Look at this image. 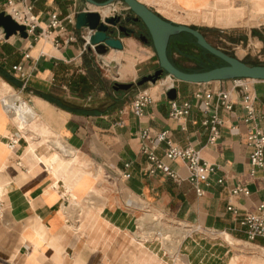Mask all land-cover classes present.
<instances>
[{
	"label": "crops",
	"instance_id": "0c3cea01",
	"mask_svg": "<svg viewBox=\"0 0 264 264\" xmlns=\"http://www.w3.org/2000/svg\"><path fill=\"white\" fill-rule=\"evenodd\" d=\"M30 1L36 34H43L5 39L0 30V70L18 84L0 76V264H264V238L249 240L239 223L264 203V167L251 165L247 141L254 129L264 133V81L243 79V90L235 79L192 84L164 75L130 93L115 92L113 82L134 83L159 68L152 43L121 33L116 37L122 49H109L104 56L88 53L83 33L75 29L82 0ZM138 1L167 21L220 29L219 40L235 51L246 39L264 44L260 28L240 38L229 29L241 27L224 31L207 21L217 5L229 8L230 0ZM83 9L102 18L126 11L118 1L104 7L86 3ZM52 15L62 28L48 27ZM223 17L235 23L234 13ZM183 48L191 49L190 43L173 45L172 40L167 53L174 66L188 71L184 63L191 56ZM18 65L26 72L25 82L14 71ZM5 86L13 90L8 97ZM170 86L177 90L178 106L190 103L187 115L170 116ZM141 90L152 102L137 116L132 101ZM220 92L229 93L230 110L216 97L204 106L207 94ZM6 97L8 104L20 106L12 114L3 106ZM26 106L29 113H21ZM212 116L219 121L214 142L209 141ZM162 131L213 166L214 172L197 182L201 195L188 180L186 163L164 158L167 144L156 140ZM143 148L178 180L161 171L149 174ZM237 187L248 194L233 195Z\"/></svg>",
	"mask_w": 264,
	"mask_h": 264
},
{
	"label": "water",
	"instance_id": "95a60500",
	"mask_svg": "<svg viewBox=\"0 0 264 264\" xmlns=\"http://www.w3.org/2000/svg\"><path fill=\"white\" fill-rule=\"evenodd\" d=\"M117 1L124 4L126 11L114 13L105 18H102L96 11L83 9L86 3L104 7ZM75 29L81 34L83 33L81 39L83 45L86 46V51L99 56H104L109 49H122V44L116 37L117 34L121 33L136 34L140 41L152 43L158 58L159 68L134 83L113 82L111 88L115 92L130 93L146 84H155L164 75L176 81L192 84L234 79L264 81V64H249L218 49L208 42L198 29L167 21L138 0H107L103 3L94 0H82L81 10L75 16ZM143 29L144 31H142ZM0 30L5 39L12 35H19L23 39L28 38L26 27L16 22L5 11H0ZM182 33L191 35L199 48L224 64L200 72H185L178 69L170 61L167 49L170 39ZM176 97V88L170 86L166 90V98L169 101H174Z\"/></svg>",
	"mask_w": 264,
	"mask_h": 264
},
{
	"label": "built area",
	"instance_id": "2783aa9c",
	"mask_svg": "<svg viewBox=\"0 0 264 264\" xmlns=\"http://www.w3.org/2000/svg\"><path fill=\"white\" fill-rule=\"evenodd\" d=\"M5 5V12L18 22L19 24H23L26 27V32L29 35L33 36L34 39L39 35L43 34L44 31L42 30L41 33L36 34V17L33 13V4L30 0H4ZM68 22H71V18H67ZM49 28L56 29L62 28L60 25V21L57 19L56 15H52V19L48 25ZM83 50L86 51V46L83 45ZM15 73H17L19 79L21 81H26V72L23 71L21 65L14 67ZM243 79H235L236 86L246 90V85L242 82ZM202 96L201 93H196L195 97L200 98ZM217 98L219 104L223 106L225 109L230 110L232 107V103L229 98V93L227 92H220L216 95L207 94L204 100V106L208 107L209 102L214 98ZM8 101V100H7ZM5 100L2 101L4 108L10 114L14 113L15 109L19 107V104L14 103L13 105L8 104ZM152 102V98L148 95L145 90L139 91L133 101H132V108L135 115L140 116L142 114L143 108L149 105ZM21 103V102H20ZM243 103L245 108L248 111V116L252 117V109L248 103L246 98L243 99ZM23 104V103H22ZM171 110L170 116L174 118H178L181 116H185L188 114L190 109V103L185 102L182 106H178L175 101H170ZM264 119V116H263ZM210 123V142H214L219 135L218 131V123L219 121L212 116L209 121ZM146 132H143L145 135ZM156 140L159 142H165L167 144V148L164 151V158L167 160H182L186 163L188 172H189V182L195 188V191L198 195L202 194L200 188L197 187V182L201 178H205L206 176L210 175L214 172L213 166L207 164L206 162L202 161L199 157L198 151L193 149L192 147H185L181 148L176 146L172 143L169 132L162 131L156 135ZM248 144L252 147V151L250 153V163L252 166L263 168L264 167V133L259 129H254L250 131L247 135ZM142 152L147 154L148 159V167L147 172L149 174H154L157 171H161L162 173L166 174L168 177L178 180V176L170 169V167L160 158L156 157L154 154L149 152L146 148L142 149ZM218 183L223 182V178H219L217 180ZM248 194V191L243 187H237L232 190V194ZM234 214L236 211L233 210L231 207L228 208ZM239 223L246 232L247 238L249 240H253L255 237H263L264 238V203L259 204L256 207L254 212H249L243 215Z\"/></svg>",
	"mask_w": 264,
	"mask_h": 264
},
{
	"label": "rangeland",
	"instance_id": "374dc122",
	"mask_svg": "<svg viewBox=\"0 0 264 264\" xmlns=\"http://www.w3.org/2000/svg\"><path fill=\"white\" fill-rule=\"evenodd\" d=\"M234 2H232V7H230L229 12H232L234 14L236 13V15H234L236 17L234 19L235 23L227 24L224 21V19H222V17L225 16V13L228 11V8L221 7L220 5H217V7H215L212 10L211 16L213 18L207 21L208 22L213 21V24H216V26H221L220 28H222L224 31H228L227 29H224V28L231 27V26L241 27L240 29H229L232 36H237L239 34V36H241L240 38H242L243 36L242 33L246 32L247 30H250L253 28H260L261 30H264L263 29L264 22H259V20H261L260 16H256L255 14L251 13V6H250L251 3L250 2H248L247 0H234ZM238 12H240L239 16H238ZM194 27H196V29L197 28L200 29L204 33V35L207 37V39H209V41H211L215 45H218V47H221L222 49H224L222 51L232 56H235L242 61L251 62L255 64H264V44L261 45L259 43L254 42L253 40L246 39L242 45L238 46V51H235L234 50L235 46H227L226 43H223L221 42V40H219V36L221 35L219 33L220 29L212 28V30L208 31L205 26L200 25V24L199 26H194ZM253 33L254 32H252V34ZM182 43L183 44L190 43V46H191V49L183 48L184 49L183 51L186 53H189L191 56L190 58L187 57L189 61H186V63H184L188 70L192 68H196V66H198V68L200 69H207L214 65H217V66L223 65L222 61L204 52L201 48H199L196 45V43L193 40L189 39L188 37H185V38L179 37V38L173 39V45L182 44ZM196 46L199 49L196 48ZM191 64H195L194 67H191L193 66ZM101 70L105 75L106 74L108 75V78L111 77L110 72L109 70H107V68L102 66ZM4 90H5L4 94L7 97L10 94H13V90L6 86ZM7 97L5 99H7Z\"/></svg>",
	"mask_w": 264,
	"mask_h": 264
},
{
	"label": "bare ground",
	"instance_id": "6f19581e",
	"mask_svg": "<svg viewBox=\"0 0 264 264\" xmlns=\"http://www.w3.org/2000/svg\"><path fill=\"white\" fill-rule=\"evenodd\" d=\"M226 1V0H225ZM248 2L251 3V12L254 13L256 16H260L261 20H259V22H264V0H247ZM235 3V2H234ZM223 4V3H222ZM228 4V3H227ZM230 7H232V0L229 1V8H228V12L230 11ZM235 15V14H234ZM228 18V17H227ZM9 88V87H8ZM12 99V98H11ZM13 101V100H12ZM11 101V102H12ZM14 103V102H13ZM12 103V104H13ZM20 107V106H19ZM23 108V107H22ZM21 108V113L22 112H27L29 111V108L24 107L23 109ZM17 112V111H16ZM15 112V113H16ZM29 113V112H27ZM21 115V114H20ZM22 117V116H21ZM168 229V228H167ZM160 230V229H159ZM182 232V230H181ZM183 237V236H182ZM167 240V239H166ZM163 241V240H162Z\"/></svg>",
	"mask_w": 264,
	"mask_h": 264
},
{
	"label": "trees",
	"instance_id": "16d2710c",
	"mask_svg": "<svg viewBox=\"0 0 264 264\" xmlns=\"http://www.w3.org/2000/svg\"><path fill=\"white\" fill-rule=\"evenodd\" d=\"M193 28L196 29V27H193ZM176 37H184V38H185V37H188L189 39H191V40H193V41L195 42V39H194L191 35L186 34V33H182V34H180V35L174 36L173 38H176ZM173 38L170 39V41H172ZM169 43H170V42H169ZM203 51H204V50H203ZM204 52H205V51H204ZM216 59H217V58H216ZM222 64H224V63H222ZM253 65H256V64L254 63ZM214 67H217V65H214V66L209 67V68H207V69H200V68H198V66H196V68H194L193 71L182 70V69H180V68H178V69H180V70H182V71H185V72H200V71H206V70H209V69L214 68ZM0 76H1L3 79H5L8 83H10L11 85L18 86L17 82H16V81L14 80V78H12L9 74H7V73H5V72H3V71L0 70ZM77 88H78V87H77Z\"/></svg>",
	"mask_w": 264,
	"mask_h": 264
}]
</instances>
